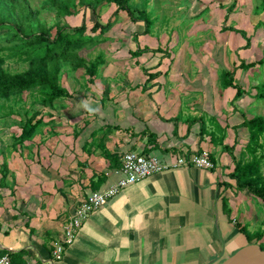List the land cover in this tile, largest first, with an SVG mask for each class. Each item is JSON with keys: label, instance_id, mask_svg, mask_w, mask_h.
<instances>
[{"label": "crops", "instance_id": "obj_1", "mask_svg": "<svg viewBox=\"0 0 264 264\" xmlns=\"http://www.w3.org/2000/svg\"><path fill=\"white\" fill-rule=\"evenodd\" d=\"M147 48L159 58L136 60L121 75L101 74L100 66L69 89L76 96L64 106H46L34 137L20 144L34 153L20 147L0 155V256L24 250L17 259L24 264H219L249 243L240 230L249 224L238 217L241 192H249L230 177L226 148L246 131L236 90L223 87L212 61L166 58L160 44ZM129 150L167 161L207 150L215 166L169 168L128 185L89 215L54 260L65 221L88 194L121 178Z\"/></svg>", "mask_w": 264, "mask_h": 264}, {"label": "rangeland", "instance_id": "obj_2", "mask_svg": "<svg viewBox=\"0 0 264 264\" xmlns=\"http://www.w3.org/2000/svg\"><path fill=\"white\" fill-rule=\"evenodd\" d=\"M29 2L34 10L39 12L35 18V22L39 24L52 26L60 22L77 25L84 18L82 12L74 16L59 17L53 10L43 6L44 0ZM260 2L261 0H131L129 4L134 16L124 10L116 11V5L106 3L99 8V20L103 24L112 20L113 26L104 34L106 40L91 49L83 50L82 55L90 60L102 59L104 63L100 65V69L103 67L101 74L109 72L121 75L126 74L131 69L129 65L135 64L136 60L137 64H146L152 59L159 58L158 54L161 53L145 50L140 56H132V50L136 46L156 48L160 44L163 49L166 47L168 49L166 58L192 59L195 62L212 61L214 74L218 73L217 65L222 70L236 68L235 81L246 91L244 97L239 99L243 110L249 117L256 114L264 115V100H257L253 95L256 92L254 86L264 82V66L257 63L250 69L239 67L243 60L258 62L264 58V25H259L260 20L264 21V12L258 15L255 13V8ZM144 11L148 13L151 21L149 29L151 33L144 32L146 25L141 16ZM95 19L94 13L89 11L85 13L89 27ZM225 26L244 30L246 37L250 38L248 46L246 37L232 29L222 30ZM244 42L246 45H242ZM5 66L15 72L26 69L28 65L9 60ZM206 69L209 71V67ZM84 76L85 69L64 70L62 82L70 90L75 89ZM80 86L83 87L84 83ZM41 98L38 89H33L9 99H0V148L2 147L0 155L34 153L29 151L30 147L15 145L13 133L20 131L25 120L36 109H45ZM65 100H57L56 106H64ZM239 100L235 102L239 103ZM10 108L14 110L13 115L4 116L3 114ZM245 139V135H241L238 140L239 144L234 151L237 157H240V152L244 149ZM20 147H23V150ZM18 150L22 151L17 152ZM246 191L249 193L241 192L238 217H242L241 219L249 224V231L261 229L264 233V202L257 198L252 200V194L247 189ZM260 242L264 248V236Z\"/></svg>", "mask_w": 264, "mask_h": 264}, {"label": "trees", "instance_id": "obj_3", "mask_svg": "<svg viewBox=\"0 0 264 264\" xmlns=\"http://www.w3.org/2000/svg\"><path fill=\"white\" fill-rule=\"evenodd\" d=\"M131 0H44L43 6L53 10L59 17H69L83 14V21L77 25L55 23L52 26L35 22L39 13L30 5L29 0H0V99H9L33 89H38L42 96L44 107H54L57 100L73 99L76 95L69 91L63 82L64 70L77 71L85 69L86 76L91 79L98 75L99 67L103 60H90L82 55L83 50L93 48L107 38L104 34L113 26L114 21L109 20L103 24L99 20V8L104 4L116 5V11L124 10L134 16L130 6ZM232 7L230 6V10ZM84 11V12H83ZM87 11L94 13L96 19L89 27L85 20ZM264 12V0L256 6L255 13ZM145 20L146 32L150 29V18L146 11L141 14ZM264 25V21H259ZM90 28V29H89ZM232 29L240 32L246 37V32L231 26H225L222 30ZM247 46L250 38L246 37ZM148 48L132 50V56H140ZM16 60L27 64L22 71H10L5 63ZM259 63L264 66V58L258 62L243 60L240 64L242 69L253 68ZM224 88L233 87L236 90L234 99L241 100L246 91L235 81L236 68L234 70L223 69L220 73ZM255 98L264 100V82L254 86ZM239 100V101H240ZM43 108L36 109L34 113L25 120L18 133H13L14 144L25 143L34 137L36 128L43 123ZM10 108L3 115H13ZM243 121L239 125L245 128L244 149L240 157L234 154L237 147L236 140L232 145H226L227 150L234 162L233 170L229 173L235 179L239 190L247 189L255 197L264 202V115L256 114L251 117L242 111ZM224 140V139H223ZM5 177V175H4ZM228 202L224 198V203ZM240 230L249 238V243L257 242L261 245L264 236L263 230L249 231L248 225H240ZM263 248V246L261 245ZM264 249V248H263ZM3 251L0 252V255ZM25 253H10L13 264H24L17 260Z\"/></svg>", "mask_w": 264, "mask_h": 264}, {"label": "built area", "instance_id": "obj_4", "mask_svg": "<svg viewBox=\"0 0 264 264\" xmlns=\"http://www.w3.org/2000/svg\"><path fill=\"white\" fill-rule=\"evenodd\" d=\"M181 166H195L198 168L211 169L215 166V162L212 160L207 150L189 154H178L168 161L153 154H144L131 150L125 152L119 170L122 174L121 178L105 190L93 191L88 194L65 221L61 235L53 241V259H62L67 248L74 243L79 229L89 215L107 204L125 187L139 182L152 174ZM11 263V258L8 254L0 256V264ZM31 264L42 263L35 261Z\"/></svg>", "mask_w": 264, "mask_h": 264}, {"label": "water", "instance_id": "obj_5", "mask_svg": "<svg viewBox=\"0 0 264 264\" xmlns=\"http://www.w3.org/2000/svg\"><path fill=\"white\" fill-rule=\"evenodd\" d=\"M219 264H264V249L257 242L248 243Z\"/></svg>", "mask_w": 264, "mask_h": 264}, {"label": "clouds", "instance_id": "obj_6", "mask_svg": "<svg viewBox=\"0 0 264 264\" xmlns=\"http://www.w3.org/2000/svg\"><path fill=\"white\" fill-rule=\"evenodd\" d=\"M81 107L86 110L88 113H93L95 111V109L93 107H91L90 102L87 100H82L81 101Z\"/></svg>", "mask_w": 264, "mask_h": 264}]
</instances>
